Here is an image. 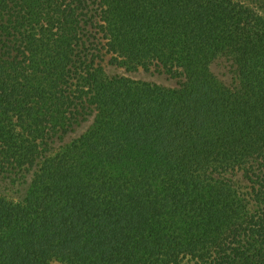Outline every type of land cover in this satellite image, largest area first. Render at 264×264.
<instances>
[{"label": "trees", "instance_id": "trees-1", "mask_svg": "<svg viewBox=\"0 0 264 264\" xmlns=\"http://www.w3.org/2000/svg\"><path fill=\"white\" fill-rule=\"evenodd\" d=\"M0 264H264V0H0Z\"/></svg>", "mask_w": 264, "mask_h": 264}, {"label": "rangeland", "instance_id": "rangeland-1", "mask_svg": "<svg viewBox=\"0 0 264 264\" xmlns=\"http://www.w3.org/2000/svg\"><path fill=\"white\" fill-rule=\"evenodd\" d=\"M109 59H110V56L108 55L107 57L104 58V61H103L105 70L109 74L126 75L134 79L148 80L152 82L161 83L167 86H175L178 82V78L172 77L170 74L165 72L164 69H162L161 67L158 68L156 65H152L150 69L139 68L138 70L130 71V70H127L123 66H118V65L109 63ZM225 80H227V78H225ZM90 122H92V120H90ZM90 122H85L82 126L78 127L75 131L71 132L67 136V140L80 134L89 125Z\"/></svg>", "mask_w": 264, "mask_h": 264}]
</instances>
